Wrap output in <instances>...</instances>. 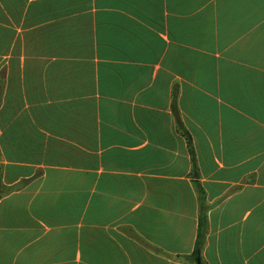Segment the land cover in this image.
<instances>
[{"label": "crops", "instance_id": "1", "mask_svg": "<svg viewBox=\"0 0 264 264\" xmlns=\"http://www.w3.org/2000/svg\"><path fill=\"white\" fill-rule=\"evenodd\" d=\"M0 264H264V0H0Z\"/></svg>", "mask_w": 264, "mask_h": 264}]
</instances>
